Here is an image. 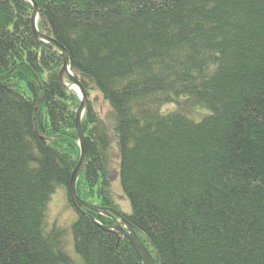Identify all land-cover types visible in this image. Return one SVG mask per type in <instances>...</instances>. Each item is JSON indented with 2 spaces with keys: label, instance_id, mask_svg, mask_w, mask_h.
Instances as JSON below:
<instances>
[{
  "label": "trees",
  "instance_id": "16d2710c",
  "mask_svg": "<svg viewBox=\"0 0 264 264\" xmlns=\"http://www.w3.org/2000/svg\"><path fill=\"white\" fill-rule=\"evenodd\" d=\"M35 2L88 98L79 198L121 215L157 264H264V0ZM32 15L0 0V264H144L70 200L81 99ZM61 188L72 235L49 219Z\"/></svg>",
  "mask_w": 264,
  "mask_h": 264
},
{
  "label": "water",
  "instance_id": "95a60500",
  "mask_svg": "<svg viewBox=\"0 0 264 264\" xmlns=\"http://www.w3.org/2000/svg\"><path fill=\"white\" fill-rule=\"evenodd\" d=\"M32 6H33V15H32V27L33 30L36 34L37 37H39L43 42L47 44H51L52 46L58 48L63 55V62L64 66L60 72V78H63V75L68 76V78L71 81V84L67 86V88L74 90L80 97L81 99V105L77 111L76 114V128H77V133L79 136V142H80V147H81V156L79 159V162L74 169L70 184H69V196L70 200L75 206V208L79 211L81 210V206L84 207H89L93 209L95 212H98L100 215L108 216L114 221V225L112 227H105L101 225L93 216L87 215L96 225L101 227L104 230H112L118 235L126 238L132 246L137 250V252L141 255L142 260L144 264H157L156 261L154 260L153 256L149 252V250L146 248L144 243L140 240L134 229L131 227L128 222H126L124 219H122L121 215L119 214H112L111 211L106 210V209H100V208H95L87 205L84 203L78 195L77 192V182L78 179L84 169L86 159L88 157V149H87V143H86V138L85 134L82 129V118L86 109V106L88 104V98L86 91L84 87L79 83V81L74 77L72 71H71V66H70V57L67 49L61 45L59 42L44 36L38 32L37 28V21H38V15H39V8L35 0H28ZM73 86H76L79 89V92H77L75 89H73Z\"/></svg>",
  "mask_w": 264,
  "mask_h": 264
},
{
  "label": "rangeland",
  "instance_id": "374dc122",
  "mask_svg": "<svg viewBox=\"0 0 264 264\" xmlns=\"http://www.w3.org/2000/svg\"><path fill=\"white\" fill-rule=\"evenodd\" d=\"M115 181V180H114ZM118 184L114 182V188L117 193L116 198L117 201L122 205V211L129 214L131 213V205L130 202L125 198L123 191L121 189L119 180H117ZM78 215L76 211L70 207V203L68 200V196L66 191L63 188L59 189L56 194L53 196L50 206H49V219L50 222H57L61 226H66L68 231L71 233V227L77 220ZM66 253L72 259H79L80 258L75 254L73 247L69 248Z\"/></svg>",
  "mask_w": 264,
  "mask_h": 264
},
{
  "label": "bare ground",
  "instance_id": "6f19581e",
  "mask_svg": "<svg viewBox=\"0 0 264 264\" xmlns=\"http://www.w3.org/2000/svg\"><path fill=\"white\" fill-rule=\"evenodd\" d=\"M72 87H73V89H75L77 92H79V89H78L76 86H73V85H72Z\"/></svg>",
  "mask_w": 264,
  "mask_h": 264
}]
</instances>
